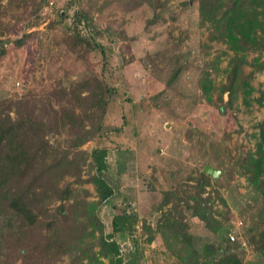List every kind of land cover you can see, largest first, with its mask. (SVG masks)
Returning <instances> with one entry per match:
<instances>
[{"label": "rangeland", "instance_id": "1", "mask_svg": "<svg viewBox=\"0 0 264 264\" xmlns=\"http://www.w3.org/2000/svg\"><path fill=\"white\" fill-rule=\"evenodd\" d=\"M18 3L0 8L6 27L0 33L5 49L0 101L32 94L55 102L62 88L90 77L116 88L103 129L74 153L82 178L88 179L95 173L92 151L106 148L107 170L100 172L115 192L96 207L93 184L85 183L77 187L79 199L66 203L67 211L78 206L85 214L96 213L105 234L120 245L124 261L136 254L138 264H187L185 244L157 229L169 208L160 207L163 194L177 188L187 192L177 201L191 248L201 252L212 244L221 255L229 246L242 264H264L249 242L264 231V199L247 181L243 162L251 154L264 170L259 133L264 122V34L257 29L256 47L236 51L226 8L215 16L201 15L199 0ZM258 3L257 10H263L264 1ZM80 9L91 22L77 27L75 42L72 18ZM27 34L16 47L14 41ZM206 164L220 170L219 177H203ZM197 193L208 199L211 218L193 216L188 209ZM120 208L137 216L130 233L112 232L111 220ZM215 221L223 225L217 234L211 231ZM206 262V257L200 259ZM60 264H69V258L64 256Z\"/></svg>", "mask_w": 264, "mask_h": 264}, {"label": "trees", "instance_id": "2", "mask_svg": "<svg viewBox=\"0 0 264 264\" xmlns=\"http://www.w3.org/2000/svg\"><path fill=\"white\" fill-rule=\"evenodd\" d=\"M258 1L264 0H199V10L201 15L215 16L226 8L231 30L237 37L236 51L245 52L256 47L257 29L264 34V9L257 10L261 5ZM17 2L7 0L0 8H14L19 5ZM35 2L29 0V5L34 6ZM90 22L84 10L74 13L75 42L77 27L81 23L90 26ZM5 29V24L0 22V33H5ZM28 37L27 34L15 40V46L21 47ZM2 43L0 57L5 53ZM96 48L102 51L100 45L96 44ZM238 68L236 61L233 80ZM115 95V87L103 79L90 77L62 88L55 102L32 94L0 101V264H60L64 256L69 258V264H138L136 254L123 260L120 245L112 234H105V225L96 213L85 214L78 206L70 212L66 209L68 201L79 199L77 187L85 183L93 184L98 196L96 207L114 193L98 173L83 179L81 164L74 153L103 129L108 104ZM259 133L264 144V122ZM63 134L64 140L56 138ZM106 157V148L92 151L95 172L106 169ZM243 162L247 181L264 199L261 161L247 154ZM202 176L209 178L203 170ZM180 193L187 195L177 188L164 192L160 207L169 205V208L160 217L157 229L185 244L184 263L201 264L200 259L206 257L205 264H242L229 246L220 250L221 255L212 244H205L201 252L191 248L193 240L186 232L185 215L177 201ZM205 204L208 199L198 194L188 209L193 216L211 218ZM136 223L135 214L120 208L112 217V232L130 233ZM222 229L218 221L211 227L214 234ZM249 242L264 261V231L250 237Z\"/></svg>", "mask_w": 264, "mask_h": 264}, {"label": "water", "instance_id": "3", "mask_svg": "<svg viewBox=\"0 0 264 264\" xmlns=\"http://www.w3.org/2000/svg\"><path fill=\"white\" fill-rule=\"evenodd\" d=\"M203 172L209 176H211L213 179L219 177L220 175V170L206 164L204 167H203Z\"/></svg>", "mask_w": 264, "mask_h": 264}, {"label": "crops", "instance_id": "4", "mask_svg": "<svg viewBox=\"0 0 264 264\" xmlns=\"http://www.w3.org/2000/svg\"><path fill=\"white\" fill-rule=\"evenodd\" d=\"M107 166V165H106ZM94 167V166H93ZM105 170H107V167H106V169ZM94 171H95V168H94ZM102 172H104V170L102 171ZM95 173H98L99 174V176L113 189V191L115 192V190H114V188H113V186L109 183V181L106 179V177H104V175L100 172V171H98V172H95ZM114 194V193H113ZM112 196H110V197H108L104 202H106L108 199H110ZM104 202H102V203H104Z\"/></svg>", "mask_w": 264, "mask_h": 264}, {"label": "built area", "instance_id": "5", "mask_svg": "<svg viewBox=\"0 0 264 264\" xmlns=\"http://www.w3.org/2000/svg\"><path fill=\"white\" fill-rule=\"evenodd\" d=\"M50 5H51V3H50ZM229 239H230L231 241H233V240H234V237H233L232 235H229Z\"/></svg>", "mask_w": 264, "mask_h": 264}]
</instances>
